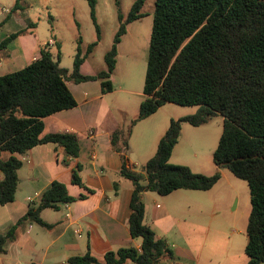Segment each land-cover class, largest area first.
I'll return each mask as SVG.
<instances>
[{
    "label": "trees",
    "instance_id": "obj_1",
    "mask_svg": "<svg viewBox=\"0 0 264 264\" xmlns=\"http://www.w3.org/2000/svg\"><path fill=\"white\" fill-rule=\"evenodd\" d=\"M86 1L99 40L97 0ZM145 2L134 0L124 18L116 0L119 26L104 54L106 68L96 75L81 74L80 66L97 41L89 43L84 53L77 46L71 71L60 66L59 43H56L55 54L44 46L27 66L0 75V204L14 200L17 170L22 165L17 155L38 144L54 143L63 147L68 157H78V136L69 132L43 134V119L76 106L66 84L68 80L98 79L103 93L113 90L110 76L116 65L117 45L126 33L127 24L143 17L141 10ZM19 33L4 39L0 49ZM143 94L139 113L131 125L152 115L165 103L196 105L198 109L192 115L170 120L155 153L142 167L144 185L140 176L131 170L125 155L130 128L126 134L119 129L111 134L112 147L121 153L120 175L134 187L128 227L132 237L141 239L140 249L126 247L108 251L103 262L89 253L76 255L68 259V264H123L127 260L134 264H152L160 258H174L166 242L156 238L144 223L142 192L168 195L177 189L206 191L216 184L219 172L205 175L169 162L182 124L200 126L216 114L222 116L223 126L213 151V162L244 180L249 188L251 208L246 226L244 251L248 260L245 264H264V0H154ZM1 152H8L10 156L3 159ZM72 182L86 188L79 168L74 170ZM84 197L83 194L73 197L64 183L52 181L41 194L40 202L31 205L7 233L0 234V253L15 238L19 224L32 221L50 228L40 217L44 208L58 209L62 204Z\"/></svg>",
    "mask_w": 264,
    "mask_h": 264
},
{
    "label": "crops",
    "instance_id": "obj_2",
    "mask_svg": "<svg viewBox=\"0 0 264 264\" xmlns=\"http://www.w3.org/2000/svg\"><path fill=\"white\" fill-rule=\"evenodd\" d=\"M15 8H6L0 4V43L11 34L21 31L8 42L5 48L0 49V75L27 66L39 56L40 48L47 46L48 39L53 37L54 46L59 43L53 32L50 31L44 36L38 33L34 23L23 20V18L20 22L18 18L15 21L11 17V13H15L17 9ZM133 22L127 24L126 30ZM94 41H97L96 47H98L100 42L96 35L93 36L92 42ZM120 43L121 41L117 45L115 68L121 57ZM109 48L103 52L102 62H96L91 73L84 72V63L85 59L93 54L94 49L93 52L87 54L80 66V73L96 75L104 70L106 68L104 54ZM110 80L113 90L108 93L102 92L98 79L79 82L68 80L66 84L76 100V106L58 111L43 119V134L69 132L78 136L80 142L78 157H68L63 147L54 143L38 144L26 153L17 155L22 165L17 170L18 182L14 200L0 204V234L7 233L16 225L31 205L38 204L41 194L54 180L64 183L69 195L78 197L83 194L85 197L62 204L58 209L44 208L40 212V217L51 225L50 228L32 221L19 224L15 230V238L8 241L5 252L0 253V264H68L70 257L86 253L103 262L104 254L108 251L126 247L140 249L141 239L132 237L128 227L130 200L134 187L129 179L120 175L121 153L116 151L110 142L111 134L119 128V122L114 120L109 104L105 103V97L116 90L135 92L123 88L113 73ZM155 113L140 121L151 120ZM166 129L167 127L162 123L155 130L156 133L153 134L154 139L152 140L153 154ZM129 149L132 150L128 146L127 151ZM148 149L151 150V147ZM127 151L125 155L130 168L136 173L134 167L137 163H133L130 156L133 153ZM9 156L8 152H1L3 159ZM64 159L68 160L67 163L63 161ZM77 168H79V176L86 188L72 182V174ZM216 168L221 176H228L225 169L217 166ZM143 174L144 177L137 174L140 176L142 185L146 183L144 171ZM1 178L2 172L0 171ZM114 184L117 185L116 189ZM180 190L184 189L174 190L168 195H160L149 190L142 192L144 223L153 230L156 238L165 240L167 245H169L168 240L173 239L178 233L177 225L181 221L188 222V219L179 216L178 208L181 205L177 201L181 197H190V193H182ZM185 191L190 192L191 190ZM168 198L172 199L168 200ZM186 203L187 208L195 210H200L202 206L193 200ZM171 246L176 248L173 251L176 256L182 257L186 253L187 257L192 258L188 250L182 249L181 252L178 246L174 244ZM123 264L134 263L127 260ZM152 264L185 263L160 258Z\"/></svg>",
    "mask_w": 264,
    "mask_h": 264
},
{
    "label": "rangeland",
    "instance_id": "obj_3",
    "mask_svg": "<svg viewBox=\"0 0 264 264\" xmlns=\"http://www.w3.org/2000/svg\"><path fill=\"white\" fill-rule=\"evenodd\" d=\"M117 1L122 15H127L134 0ZM0 4L6 8H12L16 4L15 13H11L15 21L18 18L20 22L23 18L34 23L38 33L44 36L50 31L53 32L59 42L60 66L68 70L72 68L77 46L79 45L84 53L87 45L96 35L86 0H0ZM153 11L154 0H146L142 8V19L131 23L126 30L127 34L121 38L119 45L121 57L112 72L123 88L133 90L135 93L116 90L105 97V103L109 104L114 120L119 122L118 129L124 134L127 133L128 128L131 130L128 146L132 150L126 151L133 153L129 155L132 162L137 163L134 171L143 177L142 167L153 154V134L156 133L158 126L163 123V126L168 128L171 119L192 115L198 109L196 105L165 103L157 109L151 120L137 121L131 125V120L137 117L140 102L144 99L143 85ZM95 15L100 27V43L98 47L95 46L93 54L85 59L86 73L93 72L96 62H102L103 52L113 41L119 25L116 0H97ZM78 39L81 40L80 43ZM47 48L53 54L57 52L56 45ZM222 126L223 118L219 114L200 126L183 123L169 162L188 166L193 172L205 175L218 172L212 156ZM150 147L151 150L148 149ZM226 173L228 176L220 175L219 180L209 190L190 192L180 190L182 193H190V197H181L177 201L181 205L178 208L179 216L188 219V222L181 221L177 225L178 233L173 239L168 240L167 247L172 252L176 248L171 244L178 246L179 251L186 249L192 258L187 257L186 253L178 257L173 252V260L185 264H245L247 262L248 257L244 250L247 243L246 226L251 208L249 188L244 180L238 179L228 170ZM192 200L202 204L200 210L186 207V202Z\"/></svg>",
    "mask_w": 264,
    "mask_h": 264
},
{
    "label": "built area",
    "instance_id": "obj_4",
    "mask_svg": "<svg viewBox=\"0 0 264 264\" xmlns=\"http://www.w3.org/2000/svg\"><path fill=\"white\" fill-rule=\"evenodd\" d=\"M54 43H55L54 39H53V38H50V39H48L46 45H47V46H52V45H54ZM30 201H31V200H30Z\"/></svg>",
    "mask_w": 264,
    "mask_h": 264
}]
</instances>
